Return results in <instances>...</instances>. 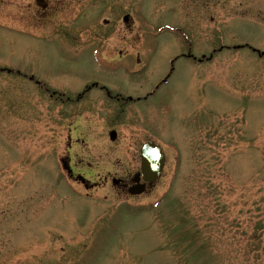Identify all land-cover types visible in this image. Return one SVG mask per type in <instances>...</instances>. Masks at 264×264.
Wrapping results in <instances>:
<instances>
[{
	"label": "rangeland",
	"instance_id": "obj_1",
	"mask_svg": "<svg viewBox=\"0 0 264 264\" xmlns=\"http://www.w3.org/2000/svg\"><path fill=\"white\" fill-rule=\"evenodd\" d=\"M179 3L133 0L135 37L153 42L149 56L138 47L139 63L74 56L0 5V67L63 92L0 73V264H264V57L241 49L178 60L140 99L168 74L169 26L187 23ZM184 5L205 7L200 32L216 31V47L248 41L264 51V0ZM90 79L109 97L96 89L78 99ZM149 140L164 152L163 171L129 197L111 178L126 185Z\"/></svg>",
	"mask_w": 264,
	"mask_h": 264
},
{
	"label": "flooded vegetation",
	"instance_id": "obj_2",
	"mask_svg": "<svg viewBox=\"0 0 264 264\" xmlns=\"http://www.w3.org/2000/svg\"><path fill=\"white\" fill-rule=\"evenodd\" d=\"M4 2L7 0H1L6 14L9 8L16 10L21 24L51 31L53 38L56 37L50 40L51 43L72 49L74 56L87 57L97 52L99 56H105L110 61L124 59L126 63H130L141 60L138 47L142 45L148 47L146 56L152 52L153 42H150V38L133 36L135 35L133 15L129 11L121 12L120 0H10L9 3ZM132 3L131 0L128 10ZM184 3L185 0H180L181 13L187 22L179 24L184 35L178 38L172 37L175 50L169 57L174 61H209L215 55V51L222 52L223 49H228L218 47L215 50V40L212 38L214 31L209 29L210 22L207 24L209 29V34L205 38L207 42L203 41L205 39L201 35L200 26L205 21L204 11L201 10L204 6L199 9L193 6L188 7ZM206 9L209 14L208 19L213 20L212 7H206ZM125 16H128L126 21L123 19ZM200 21L203 22L200 23ZM88 26H90V38L84 36ZM121 27L124 34L120 37ZM195 32L198 34L197 37ZM121 44L125 47L123 50L119 48ZM200 46L204 47L200 48ZM206 47L209 49L207 52L199 51ZM256 55L261 56L260 53ZM16 74L31 81L44 92H55L50 90V87L40 84L32 73L17 70ZM92 88L104 90L96 84H93ZM116 185L119 189L125 188V182L121 178Z\"/></svg>",
	"mask_w": 264,
	"mask_h": 264
},
{
	"label": "water",
	"instance_id": "obj_3",
	"mask_svg": "<svg viewBox=\"0 0 264 264\" xmlns=\"http://www.w3.org/2000/svg\"><path fill=\"white\" fill-rule=\"evenodd\" d=\"M110 140H114L115 133H109ZM140 158V174L144 181L152 183L157 175L160 173L164 158L161 150L155 144L147 142L141 146L138 152ZM139 180V175H136L132 181L137 182ZM142 185L131 186L128 190L129 193L138 194L142 192Z\"/></svg>",
	"mask_w": 264,
	"mask_h": 264
}]
</instances>
